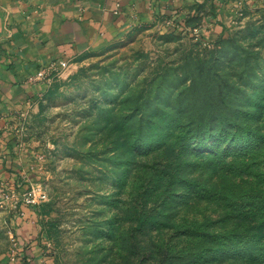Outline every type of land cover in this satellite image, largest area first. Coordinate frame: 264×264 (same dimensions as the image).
<instances>
[{"label":"rangeland","instance_id":"374dc122","mask_svg":"<svg viewBox=\"0 0 264 264\" xmlns=\"http://www.w3.org/2000/svg\"><path fill=\"white\" fill-rule=\"evenodd\" d=\"M230 1L137 25L12 114L0 264H264V5Z\"/></svg>","mask_w":264,"mask_h":264},{"label":"crops","instance_id":"0c3cea01","mask_svg":"<svg viewBox=\"0 0 264 264\" xmlns=\"http://www.w3.org/2000/svg\"><path fill=\"white\" fill-rule=\"evenodd\" d=\"M206 1L222 4L223 12L231 2L0 0V177L10 175L6 166L15 158L8 136L12 114L43 97L51 85L30 80L41 67L101 50L139 24L177 21L186 6ZM243 1L264 5V0Z\"/></svg>","mask_w":264,"mask_h":264},{"label":"built area","instance_id":"2783aa9c","mask_svg":"<svg viewBox=\"0 0 264 264\" xmlns=\"http://www.w3.org/2000/svg\"><path fill=\"white\" fill-rule=\"evenodd\" d=\"M66 62L59 61L56 64H51L49 66H43L41 67L38 72L34 76L30 78L32 82H45L47 84H50L55 76V73H57L60 69H63L66 66ZM37 198L43 199L44 196L38 195V197L35 194L30 193L27 199L28 204H35L37 201Z\"/></svg>","mask_w":264,"mask_h":264},{"label":"trees","instance_id":"16d2710c","mask_svg":"<svg viewBox=\"0 0 264 264\" xmlns=\"http://www.w3.org/2000/svg\"><path fill=\"white\" fill-rule=\"evenodd\" d=\"M227 118V116H226ZM189 129V128H187ZM206 129L205 128H198L195 130V133L193 134L194 137H197V138H202V137H205L206 135H204L206 133Z\"/></svg>","mask_w":264,"mask_h":264}]
</instances>
